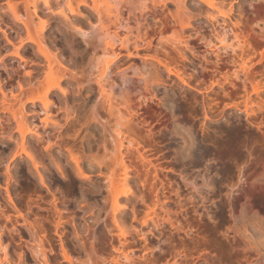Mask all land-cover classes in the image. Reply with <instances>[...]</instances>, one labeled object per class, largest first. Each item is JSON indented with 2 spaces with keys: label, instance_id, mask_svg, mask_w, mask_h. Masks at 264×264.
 I'll return each instance as SVG.
<instances>
[{
  "label": "bare ground",
  "instance_id": "1",
  "mask_svg": "<svg viewBox=\"0 0 264 264\" xmlns=\"http://www.w3.org/2000/svg\"><path fill=\"white\" fill-rule=\"evenodd\" d=\"M257 1L258 4L251 3L252 13L264 24V0ZM0 7L5 15L2 18L0 14V33L11 47L7 57L19 65H26L29 59L34 63L33 68L26 69L25 82L17 79L8 87L9 83L4 85L0 78V127L11 121L18 134L17 138L12 137L16 150L9 157L0 153V165H4L6 175L5 184L0 183V189L5 191L0 200V264H27L23 248L14 245L13 232L18 228L13 221L26 226L31 240L22 239L37 264H74L62 238V209L69 199L56 189L58 174L74 179L75 171L78 179L90 183L91 173L98 170L94 160L107 188L105 201L115 225H119V216L128 207L124 200L131 199L134 187L141 193L142 203H147V196L148 200L153 198V207L149 206L153 212L158 208L170 211L173 203L179 209L176 214L184 211L186 218L193 212L200 224L210 225L211 232L220 228L221 221L235 223L243 218L251 221L256 215L264 217V81L257 80V75L264 76L257 66L264 61V33L256 31L253 20H233V7L226 9L220 0H0ZM192 7L205 12L204 24L196 29ZM54 23L74 27L86 38L85 47H76L68 39L64 43L53 40L50 31ZM7 27L15 36L8 33ZM229 34L236 35L239 46L255 44L259 48L255 50L258 60L253 54L246 55L244 46L240 48L243 52L237 53V46L228 40ZM3 55L0 52V66L5 64ZM229 55L232 57L225 61ZM184 60L198 63L204 74L213 78L210 84L193 85L178 67L185 66ZM223 66L227 68L225 72L221 70ZM204 80L199 78L197 84ZM182 90L195 91L194 103L203 111L201 154L211 155L220 148L228 166H222L221 158L210 157L198 172L186 171L188 163L200 159L194 153L199 143L192 132H178L182 128L176 112ZM209 92L216 93L210 96L212 102ZM154 106L161 110L160 114ZM39 112L44 115L35 123L33 119ZM163 112L173 119V132L180 133L183 141L174 153L155 129L154 121ZM214 122H224L227 129L216 128ZM241 134L244 138L237 146L234 141ZM42 140L47 142L45 152L57 168L55 173L51 168L49 174L41 169L45 154L34 141ZM26 160L48 196L34 188L25 198L16 199L17 190L26 191L29 186V175L23 167ZM174 166H180L177 173L189 187L187 194L179 184L171 186V190L161 177L163 171L174 172ZM232 172H236V180L228 185L227 201L222 203L219 177ZM147 215L141 221L143 227L155 220ZM177 220H171L169 228L162 223L156 227L166 246L161 251L170 256H175L179 247L189 246L181 232L189 236L194 229L183 227L181 220L178 226ZM48 222L54 225L53 229L47 227ZM2 231L7 234L4 236ZM52 231L60 234V252L54 245ZM135 232L137 238L121 242L144 246L141 242L147 243L146 232ZM222 234L227 242L217 237L212 242L235 264L264 263L262 258L254 260L251 252L255 249L246 242L247 235ZM96 239L93 233L71 243L91 258L98 250L111 255L115 241L105 239L96 244ZM200 242L196 239V243ZM191 249L196 251L195 247ZM210 253H198L193 264L222 261ZM125 259L107 256L93 264H136L128 255ZM137 260L139 264H151L154 258L144 252Z\"/></svg>",
  "mask_w": 264,
  "mask_h": 264
},
{
  "label": "rangeland",
  "instance_id": "2",
  "mask_svg": "<svg viewBox=\"0 0 264 264\" xmlns=\"http://www.w3.org/2000/svg\"><path fill=\"white\" fill-rule=\"evenodd\" d=\"M225 3V6L227 7H233V13H232V19L233 20H238V21H243L245 18H249L254 21V27L256 28V31L260 33H264L262 27H264V24L261 22L262 20L257 19L255 13H252V7L251 3L253 2L254 4H258L259 1L257 0H220ZM228 5V6H227ZM168 7H170L172 10L175 9V6L172 3H168ZM193 8V9H192ZM192 21L194 24L195 29L199 27L201 24L203 25L205 22V12L204 9L200 10L199 7H192ZM243 13V14H242ZM0 14L2 15V18H5L4 11L0 7ZM1 18V17H0ZM1 18V19H2ZM150 21H152L150 19ZM3 27L5 28V24L1 22ZM209 25V24H208ZM8 29V27L6 28ZM8 33L11 36H15V32L13 30L8 29ZM50 34L53 38L58 43H64L72 40L71 43L75 45L76 47L84 48L85 44V37L77 31L74 30V27L67 25V24H60V23H54L52 30L50 31ZM192 35L197 37L195 35V32L192 31ZM229 42L234 43L235 46H237V53H242L243 51L240 49L241 46L245 47L246 49V55L247 54H253L255 55L254 59L258 60L259 55L255 52L256 49H259L255 47V44H241L239 46V41L236 38L235 34H229ZM235 35V36H234ZM66 40V41H65ZM195 41V38H193ZM86 43V42H85ZM82 46V47H81ZM239 46V47H238ZM252 46V47H251ZM203 48V47H202ZM11 47L7 45L5 37L0 33V52H4L3 59L5 64H2L0 66V78L3 81V84L7 85L8 87L11 86L12 83H16L17 79L25 82L27 80V75L26 69L33 68L34 63L30 61L31 59L28 60L27 64H21L17 63L16 60H10L7 50H10ZM145 52V51H143ZM211 56V55H210ZM212 57V56H211ZM232 55L227 56L225 59L228 60L231 58ZM3 62V63H4ZM199 62V61H198ZM185 66L180 64L178 67L183 71L184 75L186 78L193 84V85H198L199 87H204L208 86L213 80L212 77L208 76L207 74H204V70L202 68H199L198 63H193L189 60H184ZM260 70L264 73V61L260 64L257 65ZM226 66H223L221 69L222 71L225 72ZM25 71V72H24ZM193 75H196L193 77ZM205 75V77H204ZM20 79H19V78ZM203 77L205 80L200 81L198 83V79ZM223 80V79H222ZM257 80H262L264 81V76L261 74L257 75ZM12 82V83H10ZM226 86H229V84ZM219 89V88H218ZM195 91L193 90H182L180 92V103L178 106L177 114H176V119L177 122L180 123L181 130L178 132H192V134L195 136V138L198 141V148L195 150V155L200 159L199 162L194 163L189 165L190 166L186 171L194 173L198 172V168H202L203 165H205L206 161L210 157H218L222 159V166L226 167L228 166V161L224 156L221 157V152L220 148L216 149L214 151V154L211 155H203L201 154V146L202 143V131H203V124H204V116H203V111L200 106H197L194 103L193 100V94ZM209 97L210 96H215V92H209L208 93ZM201 97V95H199ZM208 97V98H209ZM254 98L256 96L254 95ZM243 100V98H241ZM209 101L212 102V98H209ZM223 106V105H222ZM155 110H157V113L160 114L161 110H159L156 106H154ZM222 107L219 108L221 110ZM229 109H224V111L227 112L228 115H230L228 112H230ZM44 112H39L37 115H35V118L33 119L35 123H39V118H41L44 114ZM226 114V113H225ZM226 114V115H227ZM227 115V116H228ZM175 119V120H176ZM223 121V119H221ZM220 120V121H221ZM173 119L170 117V115L166 114V112H163L160 117L157 118V120L154 121L155 123V129L159 131V133L162 134L164 137V144L167 143L168 148L172 150V153L176 151L178 147L183 145V141L181 139L180 133H174L173 132ZM210 123V122H209ZM208 123V124H209ZM215 123V124H214ZM212 125L215 126L216 128H220L221 130H226V124L224 122H221L220 124H217L214 122ZM15 124L11 121L6 122L5 127L2 128L0 127V153H4L5 156L9 157L13 151L16 150L17 145H16V140L15 138L18 137V134L15 133L14 130ZM50 132V131H49ZM46 133L47 134H49ZM14 137V139H12ZM243 135L241 134L239 138H237L234 141V144L237 146H240L242 143ZM54 140V138H51ZM224 140V139H223ZM36 144V147L39 149L42 154L44 153L46 155L45 150L47 145H45L44 140L41 142L39 141H34ZM37 142V143H36ZM45 146H44V145ZM218 145V144H217ZM214 148V147H213ZM55 150L54 152L58 154V150ZM41 165V169L44 173L49 174V169L51 168L54 170V173L57 171V168L55 165H53L50 160L48 159L47 155L45 156ZM10 159V158H9ZM8 159V160H9ZM48 159V160H47ZM20 161V160H19ZM95 161V160H94ZM95 169H98L94 172L91 173V179L92 181L89 182H83L82 180L77 178V175L75 171H72L73 178L69 176H63L61 174H58V180H59V186L56 188L62 195L65 194V197L69 199L68 204L64 205L62 209L63 213V233H62V238L64 241L67 243V248L69 255L72 258V261L74 264H93L94 261L97 260H103L106 259L107 256L109 257H121L123 260L125 257L128 255L132 257L134 260H136V264L138 263L137 256L140 254H143L144 252H147L149 254H153V262L151 264H193V257L198 256L199 254L209 251L211 252L210 254H214L215 256H219L222 258V261L219 264H235L234 260L228 257L227 253L224 252V250L218 246H214L213 239L218 238L220 241L223 243L227 242L225 239V236L222 234V232H228L231 234H235L236 232H239L243 235H247V243L250 242L252 244V247L255 249L252 253V256L255 259L262 258L261 262L264 261V217L261 215H256L253 217L251 221L249 219L243 218L237 222H225L221 221L219 224V227L217 231L211 232L210 230V225L207 227L205 224L206 222H199L197 220V215L194 214L193 212H190L189 215L184 218V211L183 212H178L176 214L175 212L178 211V206L174 205L173 203L170 205L172 207V210L170 211H163V209L160 210V208L156 209V211L153 212V210L149 209V206H151L153 203V198L151 199L148 196L146 199V204L142 203L139 200V197L142 196L139 191L134 187L133 190V195H130L131 199L127 200L125 199L124 202L127 204V208L122 211V213L119 216V225H115L113 223V217H112V212L109 211V203H107L106 195H107V188L105 186V183L103 181L102 176H100L99 172V165L97 162H94ZM8 162V161H7ZM241 163L242 161L239 160ZM238 162V163H239ZM27 160L24 162L23 167H24V173L27 174V185H29L25 190L18 189L16 192V199L19 200L21 198H25V195L32 193L33 191L40 192L41 194L47 195V189L44 187L39 179H37V176L35 175V172L33 168H31V165H27ZM235 164V163H234ZM28 166V167H27ZM30 166V169H29ZM4 165H0V183L5 184L6 180V175L3 171ZM176 168V169H175ZM14 169V166H13ZM94 169V170H95ZM174 172L172 170L168 171H163L162 173V178L167 181L169 186L175 188L178 186V184L181 186L182 190L184 189L185 194H187V191H189V187L186 186L185 181L181 179L179 176V167H173ZM30 170V171H29ZM177 170V171H176ZM34 172L33 175H30V172ZM105 171V168H104ZM236 172L232 173H223V176H220L219 182L222 185V203L227 201V192H228V185L232 184L233 181L236 180L235 177ZM69 177V178H68ZM76 177V178H75ZM198 182H201L199 179ZM134 184L136 182H132ZM2 184V185H3ZM171 184V185H170ZM36 186V187H35ZM133 187V186H132ZM171 187V190L173 189ZM185 187H187L185 189ZM35 188V190H34ZM32 190V191H31ZM26 192V193H25ZM5 196V191L3 189H0V200H3ZM23 196V197H21ZM48 196V195H47ZM176 199L177 197L174 196ZM189 196H186L188 198ZM152 200V202H150ZM199 200V199H198ZM184 202L186 199L184 198ZM146 205V206H145ZM148 205V206H147ZM153 207V205H152ZM170 207V208H171ZM172 211V213H171ZM169 212V213H168ZM147 214H151L154 217L155 220L152 222L150 221L147 226L143 227L141 224V221L146 217ZM227 211L225 212V215L227 216ZM136 215V216H135ZM148 216V215H147ZM136 217V219H135ZM144 217V218H143ZM194 218V221H192ZM177 224L178 221L181 220L180 223H182L183 227L189 230V228L194 227L192 232H189V236L185 235L183 232L182 235H184L186 241L188 242L189 246L188 247H179L178 248V253H176L175 256H170L167 252L161 251V247H166L165 243H163V236L160 234V230L156 228L159 224H166V226L169 228V222L171 220H176ZM207 221V219H206ZM14 222V227H17L18 230H15L13 232V237L15 239L14 245L18 246V248H23L24 254L26 256V262L27 264H37V261L34 260L32 256L31 250H27L25 248V240L22 238H26L31 240V238L28 235V232L26 231V226L25 225H20L19 223ZM48 225L47 227H54V225L51 222L46 223ZM235 227H232L234 226ZM261 225L263 229L259 227ZM178 226H180L178 224ZM206 226V227H205ZM215 224L212 223L211 227H214ZM16 228V229H17ZM53 229V228H52ZM136 229H143L144 232H146L147 235V243L146 242H141L142 245H135L131 246L130 244H123L121 241H125V238H128V240H133L134 238H137L136 234ZM3 234H7V232L2 231ZM151 232H154L151 233ZM197 234V236L194 233ZM95 233L97 239L95 240L96 244L97 242L101 240L108 241L113 240L115 241L116 248L113 249L112 254L109 255L105 252H102L101 250H98L97 253L91 258L89 253L79 249L78 247H75L72 245L71 241L72 240H77V238H84L86 236H89L91 234ZM124 233V234H122ZM4 234V236H5ZM60 234H56L54 231L51 232V236L54 242V245L60 252ZM176 234V238H177ZM196 239H200V243H196ZM110 242V241H109ZM144 243V244H143ZM109 244V243H108ZM195 247L196 251H193L191 248ZM99 248V246H98ZM137 248V249H136ZM167 249V248H166ZM199 253V254H198ZM60 258L63 259V257L60 255ZM252 258V259H253ZM126 260V259H125ZM123 264H134V262H122ZM39 264V263H38ZM63 264H70L68 262H65ZM264 264V263H263Z\"/></svg>",
  "mask_w": 264,
  "mask_h": 264
},
{
  "label": "snow or ice",
  "instance_id": "3",
  "mask_svg": "<svg viewBox=\"0 0 264 264\" xmlns=\"http://www.w3.org/2000/svg\"><path fill=\"white\" fill-rule=\"evenodd\" d=\"M68 6H69V8H71V4H69Z\"/></svg>",
  "mask_w": 264,
  "mask_h": 264
}]
</instances>
